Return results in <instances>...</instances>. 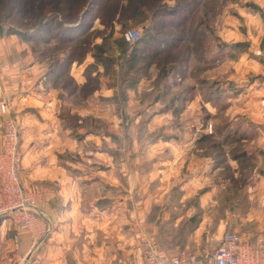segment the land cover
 I'll list each match as a JSON object with an SVG mask.
<instances>
[{
  "label": "rangeland",
  "instance_id": "1",
  "mask_svg": "<svg viewBox=\"0 0 264 264\" xmlns=\"http://www.w3.org/2000/svg\"><path fill=\"white\" fill-rule=\"evenodd\" d=\"M95 1L98 7L86 16L90 25L87 37L72 44L77 46L72 63L54 67L56 59L69 49L59 44L55 28L77 25L84 9ZM131 1L0 0V52L10 47L28 66L39 63V67L44 61L41 68L47 87L59 90L53 93L58 100V115L63 116V129L78 145L72 151L60 145L59 149L65 151L55 150L53 159L62 163L67 158L75 160L70 173L78 175L84 190L82 207L88 213L85 224H96L100 211L120 210V198L123 211L129 212L132 204L127 199L132 196L138 198L140 210L154 216L153 225L163 230L159 235L162 245L170 233L167 230L175 231L173 216L180 213L185 215L179 223L182 230L192 241L195 230L197 234L196 243L181 249L213 251L222 234L230 230L255 238L264 223V208L256 196H251L254 192L244 193L242 183L243 171L255 169L258 173L259 166L257 170L252 161L242 164L235 154L248 148L259 150L258 145L249 143L248 137L258 129L251 120L257 112L253 115L255 107L250 114L244 112L248 92L243 89L248 81H258L259 77L264 80V73L255 71V65L263 59L254 47L250 49L251 41L242 38L256 33L259 20L264 29V7L257 0H212L211 6L202 5L189 17L205 23L204 31L196 34L200 39L197 44L190 45L188 51L184 44L163 55L147 56L150 35L168 37L182 30L172 25L154 26L159 18L157 6L173 5L176 0H135L140 8L132 18L128 17ZM76 3L78 11L74 5L67 8ZM47 19L57 22L39 33ZM186 22L184 36L193 29ZM128 30L139 32V39L127 41ZM23 34L46 37L26 38ZM261 43L263 50L264 37ZM244 53H248L245 60ZM4 59L3 54L0 81L7 69ZM42 70L39 67L34 73ZM237 127L245 130V137L230 142V130ZM146 148L157 151L149 153ZM261 152L264 156V150ZM170 155L172 174L163 178L158 161L170 159ZM206 159L211 160V175L199 180L196 188L186 186L185 174L193 172L187 166L206 170V175L210 164ZM109 163L115 165L118 181V173H122L119 189L112 185L114 170L107 171ZM116 165H121L122 171ZM261 165L264 168V160ZM133 179L139 181V191L130 190L135 186ZM46 186L51 188L49 183Z\"/></svg>",
  "mask_w": 264,
  "mask_h": 264
},
{
  "label": "crops",
  "instance_id": "2",
  "mask_svg": "<svg viewBox=\"0 0 264 264\" xmlns=\"http://www.w3.org/2000/svg\"><path fill=\"white\" fill-rule=\"evenodd\" d=\"M257 1L264 7V0ZM262 22L259 20L258 29L251 38L239 36V39L243 37L242 39L250 40V49L252 50L254 47V52L257 51L260 60L263 59L258 61V65H255L258 75L264 73V49H261L264 29L259 25ZM3 54L7 69L3 72V79L0 81V151L3 142L4 121L14 114L18 117L20 126V148L23 154L22 180L27 186H30L33 179H40L44 181L43 184L49 183L51 187L49 193L37 204L40 211L36 220L38 233L39 230L51 229L47 234L41 235L40 243L36 249H32L35 241L32 233L17 226L11 218L0 217V264H142V242L147 237H154L161 245L160 247L168 253H175L180 247H190L194 241L196 243V230L194 231L195 240L192 241L189 233L183 231L182 226H179L185 217L184 213H180L173 216L175 231L166 229L170 233L165 235L166 241L162 245L159 242V235L163 230H159L153 225L154 216H150V212H146L145 209L140 210L138 198L134 200L131 198L132 196L127 199V202L130 200L129 203L132 204L129 212L123 211L124 207L121 204L124 203L120 198V210L100 211L97 214L99 221L93 226H87L85 220L88 213L84 212L82 207L85 198L84 190L80 187L78 175L70 173V168H75V160L67 158L62 163L59 161L60 159L58 162L53 159L56 154L55 150L65 151V149H59L60 145H64L66 150L71 151L78 145L75 146L68 130L63 129L64 118L58 115V100L53 93H58L59 90L47 87L46 73L42 70L44 68H41L44 61L39 66L42 72L34 73L39 68V63L28 66L24 60L22 61L21 55L11 51L10 47L9 51L0 52V57ZM82 57L85 55L83 54ZM245 57H248V53L242 55V59L245 60ZM261 79L259 77L258 81L255 79L248 81L244 84L243 89L248 92V102L244 104V112L247 111L250 114L254 107L256 109L253 115L257 112L256 115L251 116V120L258 129L248 139L251 145H258L259 150L252 152L251 148H248L246 152L249 155L252 154L251 161L257 170L258 164L259 172L264 170L261 165L264 160L261 152L264 150V80ZM146 149V152L157 151L151 148ZM170 153L168 150L167 154ZM139 154L137 152L136 155L137 170L140 168ZM164 158L158 162L159 165H162L163 178H166L170 177L167 175L172 174L170 168L172 160L171 155L170 159ZM197 161L190 165H195ZM206 161L210 163L206 175V170H196L194 166H187V169L193 170V172L185 174L187 175L184 182L186 186L195 187L199 180L211 175V173L209 174V171L212 170L211 160L206 159ZM153 164L157 165V163ZM108 165H110L107 169L108 172L115 169V165L112 163ZM120 166L116 165L118 170L122 171ZM259 172L256 173L255 169L254 172L243 171L245 176L242 184L246 188L244 193L254 192L251 196H256L264 208V173ZM112 174H114V184H111L118 189L121 188L122 173H118L121 174L119 181L116 178L115 170ZM98 177L101 176L98 175ZM135 180L133 179L135 186L131 187V191L141 189L138 186L139 181ZM183 187L185 186L183 185ZM103 197L105 196L103 195ZM177 199L182 201L183 197L179 196ZM260 233H264V223L258 234ZM30 250L31 254L29 255ZM24 256L25 259L22 260Z\"/></svg>",
  "mask_w": 264,
  "mask_h": 264
},
{
  "label": "built area",
  "instance_id": "3",
  "mask_svg": "<svg viewBox=\"0 0 264 264\" xmlns=\"http://www.w3.org/2000/svg\"><path fill=\"white\" fill-rule=\"evenodd\" d=\"M139 37L137 31L128 30L125 33L126 40L130 42L137 41ZM2 134L0 217L11 218L17 226L29 230L35 238L32 249H36L41 235L51 229L39 230L38 233L36 223L40 214L37 204L49 193L50 188L36 181L27 186L21 178L23 154L16 116L10 115L4 121ZM142 264H264V233L255 238H246L236 231H226L217 248L207 253L181 248L175 253H168L154 237H147L142 242Z\"/></svg>",
  "mask_w": 264,
  "mask_h": 264
},
{
  "label": "trees",
  "instance_id": "4",
  "mask_svg": "<svg viewBox=\"0 0 264 264\" xmlns=\"http://www.w3.org/2000/svg\"><path fill=\"white\" fill-rule=\"evenodd\" d=\"M111 1V0H110ZM118 1V0H112ZM131 1V0H130ZM135 0H132L130 2V12L128 17H133L139 12V8L137 4H134ZM134 2V3H133ZM160 1L157 2L156 5L159 4ZM212 5V0H176L173 5L169 4H163L157 6L158 8V13H159V18L154 20V26H160L163 27L164 25L166 26H174V27H184V23L186 22L187 19H189L186 23V26L188 27H193L191 32H189L188 35L184 36V33H186L185 30H182L178 34H173L168 37H163V36H156V35H150L151 36V42H147L146 45V55L149 56L151 53L152 55H163L168 53L169 51L174 50L177 47H182L184 44L185 46V51H188V48H190V45H195L197 42L200 40L197 38L196 34L197 32H203L204 30L202 29V25H204V21L199 20L195 21V18H189L191 16L192 11L196 12L199 10V8L203 6H208ZM75 6L77 8V11L79 9V3L72 4L71 6L69 5L67 8L70 9L72 6ZM113 5V4H112ZM210 5V6H211ZM95 6V7H94ZM108 6V5H107ZM98 7V1L94 2L93 4L87 6L81 17V21L78 22L77 25H72V26H66L65 24L62 27H56L55 28V38H57L59 44L63 45L64 48L69 47V49H66L63 52V57H58L55 61L54 67H69L70 62L72 61L75 51L77 49V46H72V44L81 41L82 38L87 37V31L90 25L88 24L87 15H91V13ZM114 6L111 7V9ZM116 10V9H115ZM73 11V10H72ZM74 12V11H73ZM62 15L63 12L61 13ZM57 20H52V19H47L43 22L40 32L43 33V30L45 31V27L48 28L49 26L54 27L56 24ZM183 24V25H182ZM60 28V29H59ZM150 31L146 32V35L149 34ZM191 33V35H190ZM202 35V33H200ZM24 37L26 38H45L46 36H40L42 34L38 35H26L23 34ZM147 40L144 39L143 42L145 43ZM237 46V44H236ZM179 47V48H180ZM62 53V52H61ZM85 54V53H84ZM183 57V56H182ZM185 57H188L187 53ZM208 58V57H207ZM211 59V56L209 57ZM60 70L62 68H59ZM245 130L241 129L240 127H237L235 129L230 130V142H239L243 137H245ZM210 137V136H209ZM236 157L240 158L242 161V164L250 163L251 161V156L243 150L242 152L236 153ZM161 246V245H160Z\"/></svg>",
  "mask_w": 264,
  "mask_h": 264
}]
</instances>
